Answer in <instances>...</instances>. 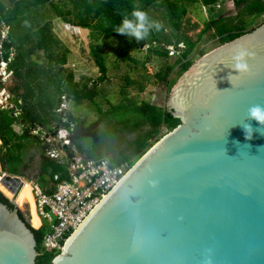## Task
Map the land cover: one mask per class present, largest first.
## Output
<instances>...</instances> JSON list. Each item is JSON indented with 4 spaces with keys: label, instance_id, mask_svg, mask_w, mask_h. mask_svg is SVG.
Listing matches in <instances>:
<instances>
[{
    "label": "water",
    "instance_id": "water-1",
    "mask_svg": "<svg viewBox=\"0 0 264 264\" xmlns=\"http://www.w3.org/2000/svg\"><path fill=\"white\" fill-rule=\"evenodd\" d=\"M3 100L12 115L22 109L17 96ZM254 105L264 108V23L193 63L169 102L181 123L134 163L53 264H264V122L250 118ZM1 181L15 207L0 201V264H36L33 226L14 201L23 178Z\"/></svg>",
    "mask_w": 264,
    "mask_h": 264
},
{
    "label": "rangeland",
    "instance_id": "rangeland-1",
    "mask_svg": "<svg viewBox=\"0 0 264 264\" xmlns=\"http://www.w3.org/2000/svg\"><path fill=\"white\" fill-rule=\"evenodd\" d=\"M0 1L6 6H12L10 0ZM52 1L60 5L66 3L62 7L64 10L68 8L75 9V4L68 0ZM187 6L189 12L184 20V28L191 36L196 38V46L191 54L195 63L207 53L224 44L221 43L218 36H213L214 29L203 31L204 27H206V21L219 17H235L239 13V7L233 0H217L210 5H203L200 0H187ZM146 12L150 18L159 21L162 27L159 31L153 29V33L142 39H137L134 35L124 34L112 38H104L98 29L73 25L71 22H67L59 17L51 6L50 1L44 6L35 8L29 15L28 19L31 21L33 29L51 22L52 31L60 41L59 45H54L56 51L60 54L66 53L67 58V62L64 64V72L60 75H64L65 77L69 73H73L74 80L78 82L81 89L84 90V87H87L96 91L94 100L85 98L80 102L70 98L67 92H65L61 96V101L65 105L60 106L59 101L58 108L56 109V113L61 118H65L63 121H66L68 114L72 113L74 117L78 118L79 123H81L79 127H92V131L97 133V141H94L93 138L85 134L78 135L74 139L80 140L84 147L94 146L95 142H99L95 148V155L93 157H107L117 162L118 158L124 153L129 155L128 159L137 162L140 155L135 153L131 142L150 126L148 123H144L142 126L134 128L132 124H128L130 119L141 120L138 114L134 112L135 107L147 101L169 108V102L174 89L186 73V71L183 73L179 72L180 66L176 62L179 53L186 46L184 33L173 27L167 2L161 0L148 7ZM70 17L75 20L78 19L75 13ZM246 21L251 22L248 29L257 27L264 22V14L253 16L250 19H246ZM10 32V26L6 25L4 21H0V83H4V89L2 88V90L5 91L7 96H16L11 93V88H14V90H17L22 95L26 91V86L23 78L15 75L8 68L9 61H4L1 54L2 42L7 39ZM17 32L20 35L23 34L19 32V29ZM153 38H156V41L152 40ZM14 41L15 45L12 48L11 57L14 54H19L21 51L28 52L32 46L30 42H25L23 48L19 49L17 44L20 40L16 39ZM93 44L103 52L107 62L108 71L104 80L100 79L102 73L92 53L91 45ZM125 48H128L131 59H125L122 56V51ZM29 53L31 55L30 58L34 61L30 78L34 77L41 70H48L50 64L43 50L35 49ZM51 68L52 73L56 72L57 66L55 64ZM35 77L39 80L37 86H46V89L43 90V98L37 104V109L41 114V118L45 119V124L41 125L39 121L34 123L24 116V111H16L15 116L17 119L13 124L15 130L19 133L27 130L29 135L38 137L39 141L29 143L22 149L19 160H10L5 163L2 160L5 149H3L2 141L0 140V177L6 172L4 169L16 173H19L20 170L22 178L29 180L31 184L32 181L37 182V180H41L40 183L43 184L44 180L41 177L43 152L47 151V148L49 150L53 146L60 145L59 142L50 143L46 140H41L45 133L52 134L59 125L54 109L52 110L45 102L47 98L46 90L48 92L56 91L57 81H50L47 76H44L46 79H38L37 75ZM40 80L44 81V84ZM63 83L64 87L66 80ZM36 93L38 94L39 92L36 91ZM42 100L44 104L41 102ZM2 101L4 102L0 101V106L4 107L6 102L5 100ZM115 106H119L123 110L126 107L128 112L125 115L122 112L123 110L119 109L116 113H113V107ZM101 111L106 112V115L103 116ZM77 128L75 127L74 131ZM170 131L172 130L163 125L159 134L160 139ZM69 148L75 154L87 157L84 151H79L74 141ZM0 191L3 193L1 189ZM32 194L35 199L33 190ZM19 209L27 215L34 228L40 227L41 221L39 226L33 225L31 221L32 214H29L27 203L19 206Z\"/></svg>",
    "mask_w": 264,
    "mask_h": 264
},
{
    "label": "trees",
    "instance_id": "trees-1",
    "mask_svg": "<svg viewBox=\"0 0 264 264\" xmlns=\"http://www.w3.org/2000/svg\"><path fill=\"white\" fill-rule=\"evenodd\" d=\"M12 6H6L2 1H0V21H4L6 25L10 26V35L2 42V58L4 61L8 62V68L23 78L24 84L26 86V91L21 95L17 90L11 88V93L21 98L22 109L24 111V116L30 119L34 123L39 121L41 125L45 124V119L41 118V114L37 109V104L39 100L43 98L44 89L46 86H37L38 81L36 75L39 78H44L47 76L50 81H57L56 91L48 92L45 102L47 105L56 113L61 96L67 92L68 96L75 101H82L85 98L94 100L96 96V91L84 87V90L79 87L78 82L74 80L73 73H69L67 76L60 75L64 72V64L67 62L66 53H57L56 47L54 45H59L60 41L56 38L54 32L51 28V22L46 23L36 29L32 28V23L28 19L29 15L37 7L44 6L48 1L51 2V6L57 12L58 16L67 22H71L73 25L100 30V34L104 38H112L119 35H132L130 33H121L116 31V27L121 26L125 15H128L129 19H134L131 16V12L134 8H139L141 10L147 11L148 7L161 0H68L74 3V8H68L64 10L59 3L52 0H10ZM164 1V0H163ZM168 4L169 11L171 14V23L173 27L184 33V40L186 46L181 50L177 58V64L180 66V73L187 71L190 66L194 63V59L191 57L192 52L196 46V38L191 36L184 28V20L189 12L187 6V0H165ZM195 1V0H191ZM203 5H210L215 3L217 0H200ZM234 3L239 7V13L235 17H219L217 19H212L206 21V27L203 31L214 29L213 36H218L221 43L231 41L251 30L255 27L250 28L249 21L253 16H261L264 14V0H233ZM65 8V7H64ZM85 11V15H84ZM75 13L78 19H72L70 16ZM239 21V22H238ZM237 22V23H236ZM264 23V22H263ZM262 24V23H261ZM259 26V25H258ZM23 33L22 35L18 34ZM26 30V31H25ZM31 30V31H30ZM153 33V29H149V34ZM197 37L198 34L196 33ZM17 37V38H14ZM1 38V36H0ZM16 39H19L17 47L22 49L25 42H30L32 46L29 48L28 52L21 51L19 54L11 57L12 48L15 45ZM152 40L156 41V38ZM92 53L95 57L96 63L99 66L100 72L102 73L100 79L104 80L107 76L108 66L105 60L103 52L97 48L95 44L91 45ZM35 49H40L44 51L45 56L49 60L50 66L48 70L44 69L39 71L30 78L33 71V62L30 58V53ZM122 56L125 59H131L128 48L123 49ZM57 66L56 72L52 73V65ZM47 79V81H49ZM66 83L63 87V82ZM44 84L42 80H40ZM36 91L39 93L37 94ZM54 93V94H53ZM32 102V103H31ZM43 103V100L41 101ZM44 104V103H43ZM40 105V103H39ZM43 106V105H42ZM34 107V108H33ZM53 107V108H52ZM101 110V108H99ZM113 113H116L119 109L123 110L119 106L113 107ZM102 115H106V112L101 111ZM126 115L128 110L124 107L122 111ZM141 120H129L128 124H132L134 128L142 126L144 123L149 124V128L146 129L142 134L138 135L132 142L131 145L134 147L136 154L140 155L138 159L145 154L159 139L161 133V127L165 125L169 130H173L178 124L181 123V119L176 117L173 112L168 107H163L150 102H144L141 105L135 107V111ZM17 117L12 115L8 108L0 106V140H2V147L5 149V153L2 156V160L7 163V161H15L20 159V152L29 143L39 141L38 137L29 135L28 131H23L19 133L13 127ZM56 120L58 124H64L66 126H71L74 123L76 128L81 125L77 117H74L72 113L68 114V120L62 121L59 114L56 113ZM27 129V128H26ZM1 142V141H0ZM77 144L79 151L85 152L88 157H93L95 155V148L99 142H95L94 146L84 147L80 140H74ZM129 158V155L122 153L118 163L122 160ZM136 160V159H135ZM135 162V161H134ZM66 168V163L58 160L57 158L50 157L47 152L44 151L42 155L41 164V177L42 180L46 181L48 177H54L57 172H62ZM4 171H7L4 169ZM16 173V172H13ZM24 184L17 194L14 201L18 206H23L25 203L30 205L31 210V221L33 225H40V218L36 213L35 199L32 194V185L29 180L23 179ZM0 177V189L3 193L10 199L14 198V193L10 191L3 183L1 184ZM0 191V201L9 205L10 208H14L15 205L9 201V199L3 195ZM19 214L28 222L27 215L19 210ZM32 230L37 239V257L36 264H53V260L57 253L53 251L44 250L42 242L44 236L49 231L47 224H43L39 228L32 227Z\"/></svg>",
    "mask_w": 264,
    "mask_h": 264
},
{
    "label": "built area",
    "instance_id": "built-area-1",
    "mask_svg": "<svg viewBox=\"0 0 264 264\" xmlns=\"http://www.w3.org/2000/svg\"><path fill=\"white\" fill-rule=\"evenodd\" d=\"M61 105L65 103L60 100ZM64 119L62 117V121ZM75 127L74 123L69 127L59 124L55 134H44L41 140L60 143L49 150L47 148V155L66 163V168L54 174L52 186L43 187L33 182L40 227L43 224L49 227L42 245L44 250L53 251L57 255L64 251L75 230L135 163L130 159L114 163L107 157L75 154L69 148ZM70 153L72 157H69Z\"/></svg>",
    "mask_w": 264,
    "mask_h": 264
},
{
    "label": "clouds",
    "instance_id": "clouds-1",
    "mask_svg": "<svg viewBox=\"0 0 264 264\" xmlns=\"http://www.w3.org/2000/svg\"><path fill=\"white\" fill-rule=\"evenodd\" d=\"M131 16L134 19H129L128 15H125L121 26L116 27V31L121 33H130L137 39L145 38L149 35V29L159 31L162 24L149 17L148 13L139 8H134L131 12ZM242 54H238L235 57L236 63L234 69L236 72L243 74L247 70L246 63L241 62ZM250 118L256 119L257 121L264 122V108L259 105H254L249 109ZM250 127V125H246Z\"/></svg>",
    "mask_w": 264,
    "mask_h": 264
},
{
    "label": "flooded vegetation",
    "instance_id": "flooded-vegetation-1",
    "mask_svg": "<svg viewBox=\"0 0 264 264\" xmlns=\"http://www.w3.org/2000/svg\"><path fill=\"white\" fill-rule=\"evenodd\" d=\"M94 131H92V127H88V126H81V127H78L75 131H74V134H73V141L75 139L76 136L78 135H83L85 134L86 136L88 137H91V133H93Z\"/></svg>",
    "mask_w": 264,
    "mask_h": 264
},
{
    "label": "crops",
    "instance_id": "crops-1",
    "mask_svg": "<svg viewBox=\"0 0 264 264\" xmlns=\"http://www.w3.org/2000/svg\"><path fill=\"white\" fill-rule=\"evenodd\" d=\"M1 139V138H0ZM2 141V140H1ZM8 172V174H12V175H22L21 173H20V170H19V173H13V172H10V171H6V172H4V174L5 173H7ZM52 180H53V178L52 177H48V179L46 180V181H44V183L43 184H41L40 182H41V180H37V182L41 185V186H43V187H47V186H52ZM33 182H35V181H32V184H33Z\"/></svg>",
    "mask_w": 264,
    "mask_h": 264
},
{
    "label": "bare ground",
    "instance_id": "bare-ground-1",
    "mask_svg": "<svg viewBox=\"0 0 264 264\" xmlns=\"http://www.w3.org/2000/svg\"><path fill=\"white\" fill-rule=\"evenodd\" d=\"M4 68V67H3ZM1 70H3L2 68H1ZM5 94V92L2 90V88H0V101H2L3 100V95ZM3 102V101H2ZM31 183V182H30ZM32 185V184H31ZM33 188V187H32Z\"/></svg>",
    "mask_w": 264,
    "mask_h": 264
}]
</instances>
